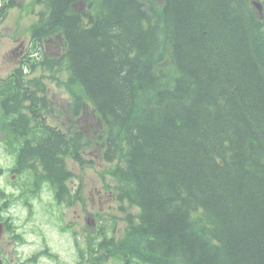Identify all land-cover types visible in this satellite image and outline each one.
Here are the masks:
<instances>
[{
  "label": "trees",
  "instance_id": "trees-1",
  "mask_svg": "<svg viewBox=\"0 0 264 264\" xmlns=\"http://www.w3.org/2000/svg\"><path fill=\"white\" fill-rule=\"evenodd\" d=\"M45 3L67 44L69 73L55 79L67 81L76 111L82 98L95 108L105 189L138 209L121 238L103 226L102 262L264 264V19L251 0ZM21 90L0 85L11 152L32 118ZM48 134L22 148L18 168L41 161L67 196L60 155L79 159L85 145Z\"/></svg>",
  "mask_w": 264,
  "mask_h": 264
},
{
  "label": "rangeland",
  "instance_id": "rangeland-1",
  "mask_svg": "<svg viewBox=\"0 0 264 264\" xmlns=\"http://www.w3.org/2000/svg\"><path fill=\"white\" fill-rule=\"evenodd\" d=\"M29 0H15V5L27 4ZM261 3L264 0H259ZM20 12V10H18ZM16 9H12L8 17L0 24V79L9 76L14 67L15 61L10 58L11 50L18 46L16 38L20 36L22 40L26 38L27 29L26 26L30 22L35 20L37 16L33 17V12L27 11L21 15ZM19 34V35H18ZM57 56V55H56ZM67 73L62 74V79L65 80ZM45 75V82L47 84L49 94L48 97L52 104L59 109L62 114L66 115V103L68 102V94L63 87L57 85L56 81L50 79L52 72L50 71H39L34 73L33 76ZM62 117H59V121L62 122ZM85 119L88 121V116L85 115ZM34 135H37L34 129ZM4 133L0 130V190H3L6 194L12 195V206L7 212L6 216L11 217L16 225V233L21 235L26 242L43 244V241L51 247L54 252H58L59 249L67 246L69 242H72V238L68 236L66 232H62L60 226V214L53 209L54 197L52 191L45 187L40 191L39 196L36 198V194L33 192L39 190L34 189L29 183L28 179L32 180L34 177L35 181H40L38 172H42L38 167L37 170L30 169L32 175L27 172L24 176L14 172V166L16 164V156L10 154L6 150L4 142ZM35 138V136L33 137ZM94 146L90 152H86L87 160H90V164L86 167H81L79 164L69 161L68 165L77 175L76 185L72 184L74 192L79 190V184H82L80 189V196L82 201L79 204L73 205L66 209L64 205L66 223L76 222L80 220L81 225L86 227L93 226L94 222L92 219L96 216L97 223L102 227L107 226L112 228V232L109 231L108 235L114 236V238H121L124 235L126 228L125 218L129 213L136 216L138 209L131 207L127 203H119L110 191H107L104 186V179L102 173L106 168H109V163L101 158V147L97 144L87 145ZM98 155V157H97ZM91 159L93 161H91ZM26 176L28 179H26ZM30 186L28 192L25 189V182ZM106 181L112 182L109 177ZM34 189L35 191H30ZM25 191L28 194L30 205L24 203ZM31 211V209H33ZM89 220V222H88ZM109 264H119L116 261H111Z\"/></svg>",
  "mask_w": 264,
  "mask_h": 264
},
{
  "label": "flooded vegetation",
  "instance_id": "flooded-vegetation-1",
  "mask_svg": "<svg viewBox=\"0 0 264 264\" xmlns=\"http://www.w3.org/2000/svg\"><path fill=\"white\" fill-rule=\"evenodd\" d=\"M79 187L78 193L80 194ZM79 226L78 230L72 232L75 241L71 242L68 248L66 259L57 257L53 250L43 241L42 245L35 243L30 246H14L18 244L17 240H12L13 234L5 231L0 241V257L3 264H102L100 256L102 254V241L97 240L101 237V231L95 228V240H79L82 237ZM83 231V230H82ZM84 232V231H83ZM86 232V230H85ZM84 232V233H85ZM24 244V243H23ZM28 248H32L31 251ZM94 253V257L91 254ZM53 261V263H52Z\"/></svg>",
  "mask_w": 264,
  "mask_h": 264
},
{
  "label": "water",
  "instance_id": "water-1",
  "mask_svg": "<svg viewBox=\"0 0 264 264\" xmlns=\"http://www.w3.org/2000/svg\"><path fill=\"white\" fill-rule=\"evenodd\" d=\"M256 5L260 8V5L258 3H256ZM2 232H3V226L0 224V237H1Z\"/></svg>",
  "mask_w": 264,
  "mask_h": 264
}]
</instances>
